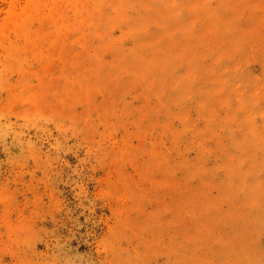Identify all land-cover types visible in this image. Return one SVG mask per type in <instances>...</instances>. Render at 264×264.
Masks as SVG:
<instances>
[{
    "label": "rangeland",
    "instance_id": "374dc122",
    "mask_svg": "<svg viewBox=\"0 0 264 264\" xmlns=\"http://www.w3.org/2000/svg\"><path fill=\"white\" fill-rule=\"evenodd\" d=\"M0 264H264V0H0Z\"/></svg>",
    "mask_w": 264,
    "mask_h": 264
}]
</instances>
